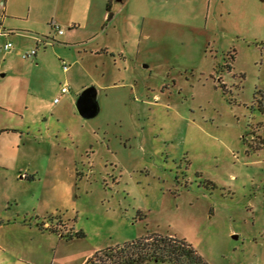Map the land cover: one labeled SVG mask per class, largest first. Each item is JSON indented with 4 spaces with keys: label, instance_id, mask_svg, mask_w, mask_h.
Here are the masks:
<instances>
[{
    "label": "rangeland",
    "instance_id": "374dc122",
    "mask_svg": "<svg viewBox=\"0 0 264 264\" xmlns=\"http://www.w3.org/2000/svg\"><path fill=\"white\" fill-rule=\"evenodd\" d=\"M95 2L74 6L94 12L88 46L50 13H0V264H85L153 233L264 264V0H113L104 20Z\"/></svg>",
    "mask_w": 264,
    "mask_h": 264
},
{
    "label": "trees",
    "instance_id": "16d2710c",
    "mask_svg": "<svg viewBox=\"0 0 264 264\" xmlns=\"http://www.w3.org/2000/svg\"><path fill=\"white\" fill-rule=\"evenodd\" d=\"M113 0L107 1V9ZM78 235L84 236L83 232ZM209 264L194 247L175 236L148 234L122 245L97 251L85 264Z\"/></svg>",
    "mask_w": 264,
    "mask_h": 264
},
{
    "label": "crops",
    "instance_id": "0c3cea01",
    "mask_svg": "<svg viewBox=\"0 0 264 264\" xmlns=\"http://www.w3.org/2000/svg\"><path fill=\"white\" fill-rule=\"evenodd\" d=\"M17 2H20L18 7H11L10 8V0H0V13L2 14H12V15H22L20 12L24 11L25 17L30 19L32 17H37L41 15L42 13H50L51 21L53 28L58 31L59 29H63L61 24L67 26L69 30L64 31L61 34L62 37L58 38L61 42L65 44H69V42L72 41V39L75 36L80 35L81 29H89V26L94 22V12L89 7H82L78 11H75L74 6L76 1L78 0H16ZM108 1V0H107ZM91 3V6L94 5L92 3H95V0H89ZM106 4V0H105ZM23 5H25V8L23 10ZM4 8V11H1V9ZM17 8H21L17 9ZM99 10V8H98ZM107 4L106 9L103 13V16L101 17L102 20H104L107 16ZM96 17V23L99 21V14ZM8 31H13V29H8ZM98 33V32H97ZM93 35H89L86 38H83L82 40H76V43H79L80 45L84 46L85 43L87 46L89 45V42L93 39ZM45 44H48L47 39H43ZM38 41V40H37ZM60 47V46H58ZM86 47V46H85ZM38 54V48L37 53ZM35 56V55H34ZM68 71V70H67ZM90 78V74H88ZM92 79V78H90ZM68 93V92H67ZM65 94V93H64Z\"/></svg>",
    "mask_w": 264,
    "mask_h": 264
},
{
    "label": "water",
    "instance_id": "95a60500",
    "mask_svg": "<svg viewBox=\"0 0 264 264\" xmlns=\"http://www.w3.org/2000/svg\"><path fill=\"white\" fill-rule=\"evenodd\" d=\"M122 2L123 0H116ZM98 89L91 85L86 87L77 98V109L79 113L85 118L96 116L100 111V104L98 101Z\"/></svg>",
    "mask_w": 264,
    "mask_h": 264
},
{
    "label": "built area",
    "instance_id": "2783aa9c",
    "mask_svg": "<svg viewBox=\"0 0 264 264\" xmlns=\"http://www.w3.org/2000/svg\"><path fill=\"white\" fill-rule=\"evenodd\" d=\"M59 32L62 34L64 31H63V29H59ZM12 48H13V44L11 42H8V43L5 44V49L6 50H11ZM36 53H37V49H33L31 52H28V53L24 54V57L25 58L32 57V56L36 55ZM62 65H63V68H64L65 71L69 70V65H68L66 60H64V59L62 60ZM61 92L62 93L69 92L68 87L67 86H63L62 89H61ZM58 100H59L58 98L55 99V101H58Z\"/></svg>",
    "mask_w": 264,
    "mask_h": 264
}]
</instances>
